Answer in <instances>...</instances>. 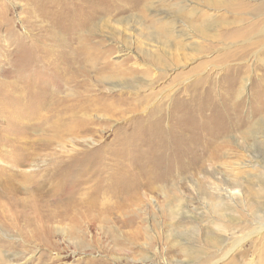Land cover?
Returning <instances> with one entry per match:
<instances>
[{
    "label": "rangeland",
    "instance_id": "1",
    "mask_svg": "<svg viewBox=\"0 0 264 264\" xmlns=\"http://www.w3.org/2000/svg\"><path fill=\"white\" fill-rule=\"evenodd\" d=\"M165 1L151 0L144 10L122 9L116 17L102 15L100 30L89 33L101 45L96 66L81 68L48 54L39 62L43 48L53 44V19L70 18L65 11L55 14L54 0H0V176L36 169L33 174L48 177L55 154L65 150L70 154L63 155L76 158L65 179L118 203L109 223L86 213L78 223H55L50 234L33 231L40 241L1 227L6 248L0 250V264H259L264 259V0ZM104 2L101 8L108 11ZM74 32L62 31L58 38ZM126 67L138 71L125 75ZM79 69L93 83L106 78L92 88L113 111L104 114L97 110L102 103L96 104L87 117L89 133L57 142L45 131L55 118L63 122L62 110L80 100L71 88L73 81L84 80ZM203 80L211 87H201ZM184 89L198 101L183 98ZM162 102L159 130L144 132ZM172 114L182 120L172 122ZM215 143L224 150L212 162ZM16 186L22 191L17 197L26 199L25 185ZM227 191L231 198H224ZM221 200L228 203L224 216L213 210ZM258 229L222 260L235 240ZM208 234L225 235V246L208 249Z\"/></svg>",
    "mask_w": 264,
    "mask_h": 264
},
{
    "label": "bare ground",
    "instance_id": "2",
    "mask_svg": "<svg viewBox=\"0 0 264 264\" xmlns=\"http://www.w3.org/2000/svg\"><path fill=\"white\" fill-rule=\"evenodd\" d=\"M103 1H105L106 3H109L110 9L108 11H105V10H103V8H101V2H103ZM202 1L206 4L217 5V3H215L214 1H210V0H202ZM161 2H166V1L161 0ZM150 3H152L151 0H54L53 8H54L55 14H58L60 11L61 12L65 11V12H67V15H70V18H69L70 20L68 19L67 22L63 23V18L57 19L58 16H57V18L53 17L54 19L51 23V25L54 28L52 31V33L54 35L52 38L53 44L51 43L52 44L51 46H47V47L43 48L45 50V56H41L39 59V62H41L42 59L49 58L48 55H51L52 57H60L61 60H63V63L65 65H68V66L74 65L76 67L78 66V67L82 68V66L89 64L92 67L93 66L95 67L96 63L93 61L94 56L99 55V52H100L99 47L101 45L99 42H95L94 41L95 39L93 40L89 33H93L95 31H98L102 27V20L98 21V19L102 15H108L110 17H116V14H120L122 12V9H127V10H124V13H125V11L126 12H128V10L130 11L131 8L132 9L133 8H137V9L141 8L140 10H144V7ZM183 3H185V2L178 3L177 7H181L182 5H184ZM64 5L67 6V8H63ZM186 8L187 7L185 6V9ZM52 14H54V13H52ZM103 26H105V24ZM69 29H72L75 31L74 36L72 34V37L68 36L66 38H58L59 33H61L62 31H65V30H69ZM87 31H89V32H87ZM198 31H200V30L198 29ZM168 34L170 35L169 32H168ZM39 37H41V36H39ZM158 39H162V37H159ZM73 43L75 45H72ZM105 59H107V58H105ZM97 61H98V59H97ZM101 61H102V59H101ZM57 62H59V61H57ZM49 66L50 65L46 64V66H44V67H46V69L49 70L50 69ZM88 68H90V67H88ZM48 70H46V71H48ZM119 70L123 72L124 69L122 70L120 68ZM75 71H77L78 74L81 75V77L83 76L82 78H84V80L83 81L81 80V82L80 81L79 82L73 81V83H76V84L73 87H71V88L75 89L74 92H76L78 94V95H75L76 99L80 98V100L76 101V105H74L72 107H68L66 110H62L65 112L62 115L63 122L61 121L60 117H57L51 121L50 126L48 127L47 131H45V132H47V134L52 133L51 135L55 137L57 142L59 139L63 138L64 136H70L71 135L72 140H73L74 139L73 135H75V136L81 135L82 136L85 133H89L90 131H88V128H87V123H88L87 117H88V115H90V112H91L89 110H92L91 108H93V107L95 108L96 104L102 103V98L100 97V95L98 93L95 94L96 90H94L92 88V84L94 86L97 83H101L102 80H103V82H106V81H104L106 78L98 79V80L95 79L97 81V83H93L91 80H89V78L88 79L86 78V73L84 71H82L80 69L75 70ZM137 71L138 70L135 68L126 67L125 75L126 74L127 75H133ZM100 72H102V69L100 70ZM99 74L101 75V73H99ZM113 74H115V73H113ZM64 75H66V74H64ZM69 75H70V73H69ZM91 75H93V74H91ZM97 76H98V74H97ZM98 77H101V76H98ZM76 79H77V77H76ZM107 79L112 80V77L111 78L107 77ZM205 82H206V85L201 86V87H211L210 86L211 82L209 80L208 81H206V80L200 81V84H204ZM78 83L81 84L80 85L81 88H78V85H79ZM86 83L89 84L88 87L86 86ZM65 85H67V84H65ZM214 88H215V86H214ZM78 90H81V91L79 92ZM209 92H210V90H209ZM101 93L104 94V92H101ZM182 93H183L182 97L186 98L189 102H191L194 99L196 100L198 97L197 94H190L188 89H184ZM207 94H210V93H207ZM178 95L179 96L181 95V90L178 93H175V98H177ZM61 97H63V95H61ZM222 97H223V95H222ZM57 98H59V97H57ZM59 99H61V98H59ZM17 101H20V97L19 98L17 97ZM197 101H198V99H197ZM205 102H207V101H205ZM165 104H166V102H165ZM111 105H113V104H110L108 102H104V103H102L101 108H99L97 110H103L102 113H104V112H107V113L110 112L111 113L113 111V110H111L112 109ZM180 105L181 104H179V106ZM211 105H208V106H211ZM235 105H237V104L235 103L234 106ZM185 107H186V105H185ZM189 107H190V105H189ZM224 107H228V105H224ZM45 108H44V111H45ZM186 108H188V107H186ZM86 109H88V110H86ZM198 109H199V111H201L203 109V106H202V109H200V108H198ZM51 110H53V109H51ZM164 110H165V105H164V102H162L157 107V109L154 111L153 115L150 114L149 117L147 116L149 119L147 121L148 124L146 123L147 125L144 126L145 127L144 132H147L146 127L147 128L148 127L155 128V129L159 128V127L157 128V126H160L161 120L163 118ZM185 110H187V109H185ZM172 112H170V113H172ZM174 114H175V112H174ZM170 118H172L171 119L172 122H180L182 120L181 117L176 116V115L173 116V114H172V117H170ZM176 125H177V123H176ZM47 126H48V124H47ZM49 142H50V145L53 144L52 141H49ZM218 145L219 144L215 143L212 151L210 152L209 160H212V162H215V161L217 162V160L220 159L219 155L224 150L221 145H219V146ZM60 152H61V154L59 156H57V154H59V153L55 154V157H56L55 162L53 161L52 165H50V167L48 169H46V172L47 171L49 172L48 177H45L44 175L41 176L40 175L41 172L33 174V172H35L36 169L30 170L31 172L26 171L25 172L26 175H25V173H23L21 175V173L23 171L12 170L10 173H7V171H6L5 174L0 176V183H3L2 185H0V191L2 190L0 192V228L6 227L9 229H16V230L20 231L26 237V241H31V240L37 241L39 239L36 238L37 236L35 233H33V231L34 232L37 231L38 235H40L39 233H42V232L50 234L51 230L53 228V225L55 223H61V222H64L66 220H70V221L73 220L76 222L82 216H84V218H87V215L85 216L86 213H89V214L94 213V215H93L94 217L101 219V224L109 223L111 218L115 217L116 208H117L116 205L118 203L114 204L113 202H111L112 199L109 200L110 196H103L102 197L96 190H93L90 192V190L88 188H85L87 186H83L82 182H80L79 184H76V183H72V181H67L65 179L66 174L68 175L70 172H73V168L75 167L74 166L75 163L73 160H75L76 158H73L71 156L68 157L67 155H63L65 153H69L68 151L64 150V152L63 151H60ZM35 153L37 156H39L41 154L39 151H36ZM30 158H31V155L28 156V159L26 160L27 163H26V161H24L21 163V165L22 164L23 165L28 164ZM30 169H33V167H30ZM61 169H63L62 172H60ZM28 175H29V177H28ZM62 179H64V180H62ZM55 180L57 182H55ZM6 183L8 185H6ZM17 184L25 185L24 190H25V195L27 196L26 199H22V198L17 197V194L18 193L20 194L22 192L20 190V188L16 186ZM49 185H51L50 188H46V186H49ZM229 186H231V185H229ZM236 186L239 187L238 184ZM2 187H4V188L1 189ZM233 187H234V185H233ZM152 190H154V189L152 188ZM85 192H87V193H85ZM154 192H155V190H154ZM228 192L229 191H227V195H225L224 198H231L232 195ZM9 194L11 195V197L8 198L7 195H9ZM6 202L8 204H6ZM143 202H144V200H143ZM125 205H127V204H125ZM140 206H141V204H140ZM226 206H228V203L225 200H221L219 205H214V207H213L214 214H218V216L219 215L222 216L223 214L226 213L224 211ZM256 218L258 219V216ZM114 220L115 219H113V221ZM78 222H81V221H77V223ZM97 222H99V221H97ZM138 228H140V227H138ZM261 231H262L261 229H258L256 231H253V233L247 234V236H245V238H243L239 241L235 240L236 242H234L232 249L229 252L224 254L222 260L225 259L226 257H228L229 253H231L234 250H236L237 248H239L243 242H245L249 237H251V235H253V234L256 235V234L260 233ZM143 232H144V230H143ZM136 234L138 236L140 235L139 233H136ZM146 234H148V233L146 232ZM211 235L210 234L206 235L207 242H205V244H206L207 248L211 247L212 249L221 250L225 246V241H224V239L226 238L225 235H223L222 238L220 235H219V238L218 237L213 238V237H211ZM133 244H135V243H133ZM53 247H56V244H54ZM127 247H128V245H127ZM5 248L6 247L3 246L0 242V250H4ZM211 248H208V249H211ZM122 251H125V249H122ZM118 252H120V251H118ZM213 254H215V253H211L208 255L206 254L207 255L205 257L206 260L204 259L205 261H203V262L206 263V262L210 261L211 260L210 257H212ZM0 262L3 263L2 259H1V255H0ZM263 262H264V259L263 260L260 259L259 264H263ZM99 264H101V263H99Z\"/></svg>",
    "mask_w": 264,
    "mask_h": 264
}]
</instances>
